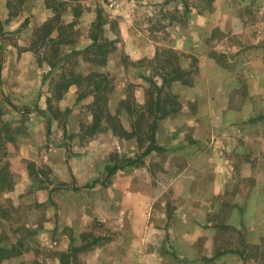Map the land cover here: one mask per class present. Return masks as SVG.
I'll return each mask as SVG.
<instances>
[{
  "label": "crops",
  "instance_id": "obj_1",
  "mask_svg": "<svg viewBox=\"0 0 264 264\" xmlns=\"http://www.w3.org/2000/svg\"><path fill=\"white\" fill-rule=\"evenodd\" d=\"M253 3L255 7L263 6L264 0H215L210 9L200 10L191 5L188 12L181 0H119V6L110 10L105 26L109 29L106 31L109 40L123 47L131 60L149 55L151 44L166 42L151 37L145 29L153 19V10L167 14L173 9L167 14H175V17H169L167 26L172 31L169 35L173 37V49L180 54L183 69L197 70L188 55L198 59V76L192 86L174 81L166 88L179 97L182 104L175 113L158 121L157 142L166 150L151 153L139 168L112 175L108 195H103L102 184L97 183L91 189L94 192L93 214L87 213L82 203L66 198L73 197L69 191L59 196L61 200L55 198V191L50 194V189L61 182L69 183L71 177L75 184L69 183L70 186L85 187L106 171V163L101 156H96L95 142L91 146L80 144L77 128L71 132L72 146L51 145L46 152L29 140L24 149L11 155L10 161L15 163V170L24 179L29 176L27 161L38 160L39 165H49L51 186L46 198L52 197L59 207L55 211L51 206L34 224L37 227L33 231L26 233L27 230L20 229L19 233L30 236L28 239L33 244L23 249L18 261L61 264L60 254L77 246L82 249L75 255L74 264H244L239 249L264 238V188L261 189L257 181L251 190L242 193L238 189L242 180L236 176L241 170V175L247 178L254 170L249 163L238 166L236 156L244 153L242 135L249 127L260 129L258 118L264 115L261 59L257 54H247L246 59L245 47L241 46L232 47L231 52L215 50L209 55V42L219 43L221 47L225 41L205 33L220 30L229 34L236 27L243 31L248 24L239 15V10ZM21 21L15 22L17 29L22 25ZM113 21H117L119 31L112 29ZM77 42L75 49L79 50L93 41L86 35ZM19 54L21 61L29 59L31 66L32 52L26 49ZM110 54L107 63L97 68L116 70L119 76L127 73L131 77L139 71L135 67L127 69L117 52ZM216 56H227L231 63L242 65L239 71L245 80V88L236 109L231 108V104L239 101L242 89L239 77L233 72L235 69L221 65ZM34 65L37 64L34 62ZM33 69L28 67L27 75L34 74ZM18 73L27 72L22 68ZM159 80L161 85L162 79ZM121 81L109 100L112 112L117 110V104L123 98L125 85ZM76 91V86H70L60 102L62 108L73 107L71 95ZM43 98L38 102L39 108L47 110V97ZM256 135L260 144V133ZM61 136L63 138L64 132L56 133L57 140ZM106 138L114 140L117 137L107 132ZM189 142H192L190 146L183 145ZM100 149L110 153L112 147L107 145ZM169 153L178 159H187L181 171L172 174L170 171L165 180H171L169 187L173 197H184L183 203L170 215L157 209L159 205L154 207L157 201L164 205L166 183L158 180L156 183L151 176L154 166L161 164ZM231 194L235 196L229 200L233 198L234 201L228 207L226 198ZM45 199L39 200L42 203ZM96 217L106 229H94ZM39 249L48 250L51 255L42 258ZM7 260V264L17 263L15 258Z\"/></svg>",
  "mask_w": 264,
  "mask_h": 264
},
{
  "label": "rangeland",
  "instance_id": "obj_2",
  "mask_svg": "<svg viewBox=\"0 0 264 264\" xmlns=\"http://www.w3.org/2000/svg\"><path fill=\"white\" fill-rule=\"evenodd\" d=\"M57 1L61 2L58 4V12L62 15L61 21L65 24L73 22V26H69V28L64 30V34L62 35V38H72L74 40L73 46H61L66 52H69L78 45L77 41L81 36H90L91 27L93 22L96 21L100 10L104 13V19H108L111 14L110 10L112 9L109 7L108 0ZM187 1L192 5L197 3L201 4L202 2L201 0ZM116 3L119 6V0H116ZM181 3H183L182 0ZM53 5L54 0H0V111L2 110V116H0V173L3 171L4 173L6 172L8 174L6 179L7 185L13 186L11 188L0 189V244L8 248L15 244V247L23 250L25 247L33 244L32 241L30 242L28 239L30 236L24 235L23 232L19 233L20 229L27 230L26 233L33 231L37 227L34 226V224L44 217L47 210L52 208L51 206H53L55 211L59 209L57 203H54V201L51 203L49 199L47 200L46 198V192H48L47 190L51 186L52 170L49 165H39L38 162L40 161L38 160L37 162L27 161L28 165L34 164L35 167L33 170H30L33 173L31 175L27 165L29 176L28 179H24L21 177V174L15 170V163L10 161L12 154L19 153L22 148H25V142L28 143L30 140L37 144L43 151L46 150V152L51 145L59 146L60 144H64L66 145L65 147H69L72 146L73 141L71 132L74 128H77L79 130L78 135L80 136L78 140L79 143L91 146L95 142L93 148L97 147L95 152H98V155L96 156H101V160L105 162L106 165L110 164L116 156L123 158L134 156L141 150L136 140H128L125 142V140L119 138H114V140L107 139L106 135L108 130H103L102 132L90 136L88 128L93 122L91 105L94 101V97L90 95L78 99L79 92L85 90V88L82 87L79 91L76 85L74 86H76L77 91L75 93L73 92L71 95L73 107L62 108L60 102L63 98L61 100H55L52 97L49 113L54 115V119L51 123L50 134H48L45 119L37 112V108H39L38 102L39 100L41 101L42 97H44L43 99L46 97L48 99V97L55 94V86L59 81L62 71L65 69L68 71L69 66L72 67V61H76L78 64V70H76L80 71L81 74H87L92 70L108 73L112 85L115 86V90H117V85L120 83V80H122L121 83L125 85L122 88L123 98L127 97L133 103L144 104L147 98H152L155 94V89L149 82V79L155 80V82L160 81L158 74L162 71L163 58H165L163 53L164 50L173 49V37L169 35L172 31L167 28L169 17H171L172 14L169 16H167V14L174 10H168L167 14L166 12L159 13V11L153 10V19L148 23L145 29L150 33L151 37H155L156 39L159 37V41L161 42L164 40L166 41L165 43L151 44L148 50L149 55H145L135 61L131 60L130 57L125 54L123 47H119V45L115 44L113 53H118L117 55L121 57L122 64L126 66L127 69L135 67L139 70L134 76L131 77L127 73H125L124 76H119L116 70L102 71V69H97L87 60V57L92 56V52L85 53L82 51L84 48L79 49V53L72 56L70 60L60 62L59 57L54 59L53 62H57V64L54 68H51L48 64V60L53 58L51 44L49 42H41L42 40L39 37V33L42 25L55 16L56 12L52 8ZM253 5L254 3L251 6L239 10V15L248 24L243 31H240L241 29L236 27L235 31L229 34L223 33L220 30H214L205 34L207 36L213 34L215 39L224 38L225 41L221 47H219V43L209 42L210 44H207L210 45L209 55H212V52H215V50L219 52H221V50L231 52L229 49H232L234 46H241V48L245 47L246 59H248L247 54H257L261 59L263 73L262 81L264 82V5L259 7ZM17 19H20V21L22 20L20 22L22 25H20L19 29H17L18 24H15ZM114 23V27L111 25L110 27H112L114 31H119L117 21H113V24ZM106 25L107 24H105V26ZM105 26L103 36L107 38L106 35L109 29ZM57 35L58 33L54 32L53 36ZM26 49L31 51L34 56V61L32 60L31 66L34 68L33 70H35V73L30 75H27V69L31 67L29 59L21 61V56L17 55L20 51ZM189 57L191 65L197 68V71L195 70L196 79L199 73V61L194 56L188 55V58ZM217 57L221 65L227 66L228 69H235L233 72H236L239 77L238 80L242 88L240 89L239 101L231 104V108L236 109L238 103L243 99V88H245V80L239 71L242 65L231 63L227 56ZM180 59V54L177 52L172 64H177L178 66L180 64ZM34 62L37 65H34ZM22 68L27 72L26 74L18 73ZM150 91H152L153 95ZM5 97L8 98V101L5 100ZM89 100H92L91 103H89ZM127 117L126 115L121 117L124 120L125 126L130 125ZM260 117L258 118L260 129L249 127L250 129L245 131L241 139L244 153L242 156H236L238 166L241 167V165L249 163L252 169H254L252 175L247 178L241 175L243 173L241 170H238L236 176L242 180L239 183L238 189L242 193L251 190L252 184L257 181L259 182V187L261 189L264 188V119ZM39 125L40 129H37ZM42 125L44 127H42ZM57 132L61 134L64 132L63 138L61 136V138L57 140ZM257 132L258 134L260 133V144L256 138ZM107 145H111L112 147L110 153L102 152L100 148ZM260 152H262V154H260ZM186 160V158L185 160L182 158L178 159V157L172 153L166 154V159L163 160L161 164L155 165L151 171L153 181L156 182V180H158L164 183L168 173L170 171L171 174L181 171V168L186 164ZM106 178L107 171L96 179L99 180L101 184L103 181L105 182V184H102L100 187L103 195H108L109 193L108 183L110 178ZM170 179H172V177ZM90 182L93 181L91 180ZM169 182H165L166 184H164L163 187V190H165L163 195L164 205H161L158 201L154 204V207L159 205L157 209H162L168 215L175 212L178 205L184 201L183 195L173 197L174 193L171 187H169ZM69 183L75 184L73 177L69 179ZM78 188L80 189L77 191L72 188L68 190H58L55 191L54 196L58 198L60 195H65L69 191V194H72L73 197L65 196L66 198L82 203L87 213L93 214L95 207L92 206L94 199L92 188ZM234 196L235 194H231L226 199L229 200ZM39 199H45L46 201L41 203ZM59 199L61 200V197H59ZM233 201V198L229 200L228 207L232 206ZM195 203H197V201H195ZM218 222H220V220ZM94 229L97 231L106 229L103 222L97 217L94 221ZM226 231L227 229L224 230L223 234H225ZM223 237H225V235H222V238ZM259 243H261V240L254 244L256 245ZM251 246V244L245 245L239 249V252H242L245 258H243L244 264H264V242L261 243L259 248H252ZM39 251L42 253V258L51 255V252L48 250L39 249ZM7 261L8 260H5L3 264H7ZM16 264H24V262Z\"/></svg>",
  "mask_w": 264,
  "mask_h": 264
},
{
  "label": "trees",
  "instance_id": "obj_3",
  "mask_svg": "<svg viewBox=\"0 0 264 264\" xmlns=\"http://www.w3.org/2000/svg\"><path fill=\"white\" fill-rule=\"evenodd\" d=\"M201 1V4L197 3L192 5L189 4L187 0H182L186 12L189 11L191 5L200 10L210 9L215 0ZM59 3L61 2L54 0V5L52 8L56 12L55 16L47 20L42 25L39 33V37L42 40L41 42H49L51 44L53 58L51 57L52 59L48 60V64L51 66V68H54L57 64V62H53L54 59L59 57L60 62L67 61L72 59V56L79 53V50H76L75 48H72L69 52H66L64 48H61V46H73L74 40L72 38H68L69 40L67 38H62L64 30L69 28V26L72 27L73 22L65 24L61 21L62 15L58 12ZM103 14V11L100 10L96 21L93 22L91 27L90 38L93 42L82 50L85 53L92 52V56L87 57V60L96 68L104 66L107 63L109 54L112 53L115 48V41L109 40L103 36L104 26L107 23V19H104ZM183 15L186 16L187 14ZM171 16L175 17V14H172ZM54 32H57L58 35L53 36ZM163 53L165 58H163L162 71L158 74V77L162 79V84L159 85L158 82H155V80L149 79V82L155 89L154 95L152 91H150L153 95L152 98H147L144 104H137L125 97L119 101L115 113H112L109 109V97L110 94L115 90V86L112 85L109 74L100 72L99 70H92L87 74H81L80 71H77V62L72 61V67L69 66L68 71H66V69L62 71L59 81L55 86V94L48 97V109L43 110L37 108V112L46 120L48 128L47 133L50 134L51 123L54 119V115L49 113L52 99L54 98L55 100H61L67 93L70 86L76 85L79 91L82 89V87L85 88V90L79 92L78 99H82L90 95L94 97V101L91 105L93 122L88 128L90 136L98 132H102L103 130H108L107 132H110L112 135L121 140H136L141 149L134 156H128L124 158L116 156L110 164L106 165V179H109L115 173L128 172L143 166L145 164L146 158L153 152H164L166 148L157 142L156 137L158 121L166 118L172 113H175L181 105L179 97L169 92L166 88L169 87L174 81H180L185 85L192 86L195 83V72L197 70H187L183 69L180 64L178 66L177 64H172L174 62V58L177 55V52L174 49L164 50ZM5 100L8 101V98L5 97ZM124 115L128 116L127 120L130 124L128 126H125L124 120L121 118L122 116L124 117ZM0 116H2V110L0 111ZM260 118L264 119V116H261ZM189 143H185L184 145L188 147L191 145V142ZM59 146L63 147L66 145L60 144ZM34 167V164H29V171L33 170ZM30 173L31 175L33 174L31 171ZM7 177L8 174L6 172L4 173L3 171L0 173V189L13 187L9 184L7 185ZM97 183H99V180H94L91 184H87L85 188H93ZM102 184H105V182L103 181ZM69 187L75 191L80 189L75 185L70 186V184L67 182H61L53 189H50V193L62 189H68ZM49 201L53 203L51 197H49ZM262 242H264V238L261 239V243ZM261 243L256 245L253 244L251 247L259 248ZM81 249L82 247L72 246L68 251L62 252L60 254L61 264H74L75 255ZM22 254L23 250L20 248L15 246L8 248L0 244V264H3L5 260L11 258H15L16 262L19 263L21 261H18V258Z\"/></svg>",
  "mask_w": 264,
  "mask_h": 264
},
{
  "label": "built area",
  "instance_id": "obj_4",
  "mask_svg": "<svg viewBox=\"0 0 264 264\" xmlns=\"http://www.w3.org/2000/svg\"><path fill=\"white\" fill-rule=\"evenodd\" d=\"M108 2H109V7L110 8L114 9V8L118 7V5L116 3V0H108Z\"/></svg>",
  "mask_w": 264,
  "mask_h": 264
}]
</instances>
